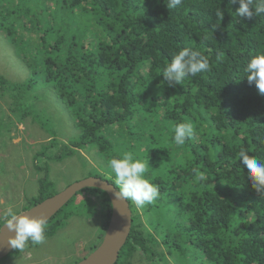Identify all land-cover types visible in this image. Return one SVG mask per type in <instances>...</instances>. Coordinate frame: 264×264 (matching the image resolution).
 Segmentation results:
<instances>
[{"label": "trees", "instance_id": "1", "mask_svg": "<svg viewBox=\"0 0 264 264\" xmlns=\"http://www.w3.org/2000/svg\"><path fill=\"white\" fill-rule=\"evenodd\" d=\"M238 8L229 0H183L170 9L166 0H0V33L30 71L21 83L0 78L10 111L27 115L24 104L45 82L78 130L72 147L100 157L103 174L94 177L114 185L109 162L125 152L148 160L145 178L161 196L140 209L128 201L131 231L116 264H130L136 252L154 263L168 255L175 264H264V194L239 157L243 150L264 162V95L245 72L264 54V13L249 19ZM184 49L206 56L210 71L169 87L163 71ZM183 122L197 136L178 146L172 137ZM53 186L40 179L23 211L54 195ZM82 193L95 200L79 201L76 213L93 217L99 207L103 237L110 201L98 189L75 197ZM67 205L47 222V239L76 214Z\"/></svg>", "mask_w": 264, "mask_h": 264}, {"label": "rangeland", "instance_id": "2", "mask_svg": "<svg viewBox=\"0 0 264 264\" xmlns=\"http://www.w3.org/2000/svg\"><path fill=\"white\" fill-rule=\"evenodd\" d=\"M29 77L30 71L8 39L0 33V78L21 83ZM33 90L36 98L24 104L28 112L25 116L20 115V111H10L8 105L0 100V113L5 116L0 118V221H3V213L10 205L17 214L22 213L27 200L37 197L39 181L45 176L54 184L47 193L56 194L74 182L92 177L95 172L103 174L98 165L101 159L94 149L76 150L72 147L70 141L75 140L79 133L53 87L43 82ZM71 151L73 153L65 155ZM39 153H44V156L36 161L35 155ZM86 197L95 200L94 195L82 193L65 209L76 213L78 202ZM97 209L93 217L72 214L53 238H48L42 245H28L24 251H18L19 256L13 253L2 259L0 264H75L89 255L102 239L103 223L99 207ZM148 233L157 240L161 239L150 230ZM161 251L166 253L164 249ZM165 257L166 260L157 257L154 263L136 252L130 264H175L168 255Z\"/></svg>", "mask_w": 264, "mask_h": 264}, {"label": "clouds", "instance_id": "3", "mask_svg": "<svg viewBox=\"0 0 264 264\" xmlns=\"http://www.w3.org/2000/svg\"><path fill=\"white\" fill-rule=\"evenodd\" d=\"M167 7L177 8L183 4V0H166ZM229 3L239 4L236 15L239 17L253 18L264 13V0H229ZM222 17V12H217ZM210 71L209 59L197 51L184 49L174 55L171 62L163 71V76L168 81L169 87L182 84L185 77L196 76ZM249 84L254 83L259 93L264 95V54L256 55L250 59L245 67ZM197 132L191 122L179 123L174 128L173 142L180 146L186 141L193 140ZM239 157L244 168L247 169L248 179L253 189L258 194H264V162L256 157L249 156L245 151L239 152ZM109 167L114 174V185L118 191L114 192L117 200L132 201L138 209L145 205L155 203L161 196L159 187L150 183L145 178L149 171L148 160L135 158L131 152H125L122 158H112ZM198 181L206 179L203 173L197 175ZM2 233L6 227L9 233H15L8 237V244L17 251H24L31 243L42 245L46 242L47 220L43 216L17 214L13 206H8L3 213Z\"/></svg>", "mask_w": 264, "mask_h": 264}, {"label": "water", "instance_id": "4", "mask_svg": "<svg viewBox=\"0 0 264 264\" xmlns=\"http://www.w3.org/2000/svg\"><path fill=\"white\" fill-rule=\"evenodd\" d=\"M84 189H98L103 191L110 201L111 214L99 245L76 264H116L120 251L126 244L131 231L132 212L128 201L115 199L114 192L118 191V189L107 180L92 176L74 182L64 190L35 204L26 211H23L20 215L43 216L48 222L66 206L77 193ZM14 235L15 233H9L6 227L4 231L0 233V261L15 250L11 248L7 242L8 237Z\"/></svg>", "mask_w": 264, "mask_h": 264}, {"label": "flooded vegetation", "instance_id": "5", "mask_svg": "<svg viewBox=\"0 0 264 264\" xmlns=\"http://www.w3.org/2000/svg\"><path fill=\"white\" fill-rule=\"evenodd\" d=\"M19 255H20V254H18V256H19ZM84 258H85V257H84ZM82 259H83V258H82ZM82 259H80V260H82ZM80 260H77L76 263L79 262ZM76 263H75V264H76Z\"/></svg>", "mask_w": 264, "mask_h": 264}]
</instances>
